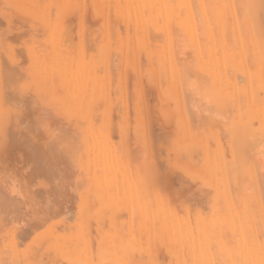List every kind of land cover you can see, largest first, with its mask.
Masks as SVG:
<instances>
[{
	"label": "rangeland",
	"instance_id": "obj_1",
	"mask_svg": "<svg viewBox=\"0 0 264 264\" xmlns=\"http://www.w3.org/2000/svg\"><path fill=\"white\" fill-rule=\"evenodd\" d=\"M243 1L0 0V264H264V143L238 165L252 183L241 169L226 181L227 162L250 156H236L233 137L264 138L247 97L239 112L230 98L252 78L264 110V48Z\"/></svg>",
	"mask_w": 264,
	"mask_h": 264
},
{
	"label": "bare ground",
	"instance_id": "obj_2",
	"mask_svg": "<svg viewBox=\"0 0 264 264\" xmlns=\"http://www.w3.org/2000/svg\"><path fill=\"white\" fill-rule=\"evenodd\" d=\"M205 1H206V0H205ZM207 1H208V0H207ZM205 3H206V2H205ZM243 4H244V6H245L244 9H243V12H245V16H247V18H250V17H251V18H250V26H251V28L253 29L255 35L259 38V40H260V44H261V45L263 46V48H264V27H263L264 25H262V24H263L262 21L264 20V0H260V1H259V0H245V1H243ZM202 6H203V5H202ZM242 6H243V5H241V7L239 6V8H240L241 10H242ZM203 9H204V8H203ZM239 11H240V10H239ZM255 13H256L257 15H259V16H258L259 18H261V20H260L257 24L255 23V18H257V17L255 16ZM194 14H195V13H194ZM195 17H196V16H195ZM217 17L220 18V15L217 14ZM263 22H264V21H263ZM237 25H239V23H237ZM223 27H224V26H223ZM173 39H174V38H173ZM170 44H171V43H170ZM180 44H181V43H180ZM245 44H248V43H245ZM260 44H258L260 47H259V48H256V54H258V56L261 55V52H262V51L260 50V49H262V48H261L262 46H261ZM237 45H238V47H239V46H242V43H241V44L238 43ZM248 46H249V45H248ZM244 47H245V45H244ZM245 48H246V47H245ZM241 50H242V51L244 50L243 47H241ZM249 50L251 51V48H247V52H248ZM167 51H168V49H167ZM250 51H249V53H250ZM260 51H261V52H260ZM174 52H175V49H174ZM171 53H172V52H171ZM249 53H248V54H249ZM263 53H264V50H263ZM263 53H262V55L264 56ZM175 55H176V54H175ZM172 56H173V54H172ZM253 56H254V54H253ZM152 57H153V59L155 58L154 56H152ZM160 57H161V56H160ZM175 57H176V56H175ZM175 62H176V61L173 60V64H174V65H175ZM245 63H246V62H245ZM168 64H169V63H168ZM242 66H243V65H242ZM244 66H246V64H245ZM233 68H234V67H233ZM179 71H180V70H179ZM183 73H184V71H183ZM183 73H182V74H183ZM247 73H248V71H247ZM180 74H181V72H180ZM257 76H258V77H257V79H258L257 82H258V83H261L262 85H264V81H263V80H264V58H263V62H262V64H259V61H258ZM251 79H252V78L248 79L247 85H246V87L243 89V90H244L243 93L240 92L238 88H236V89L233 90L232 94L230 95V98H231L232 101H238V105H239V103L241 104L240 106H238V109H239V110L237 109L238 112H239V111L242 110V109H241L242 105L246 106V105H245L246 103H241V102H240V99H244L245 97H247V102H248V104H249V112H250V113H253V114H259V115L261 116L262 121H263V124H264V110H257V109L254 107V105H255L254 102L252 101V100H253L252 97H253V95H254V89H253V86H252V84H251V82H252ZM173 80H175V79H173ZM185 81H186V80H185ZM190 82H191V81H186L185 83H187V84L189 83V84L191 85L193 82H192V83H190ZM189 84H188V86L190 87V90L188 89V91H189V93H190V92H191V86H190ZM194 84H195V83H194ZM171 85H172V84H171ZM254 85H255V83H254ZM193 86H194V85H193ZM195 86H196V84H195ZM189 87H188V88H189ZM260 87H261V86H260ZM192 88H193V87H192ZM195 89H197V87H196ZM195 89H194V90H195ZM186 90H187V89H186ZM182 91L184 92V90H182ZM192 91H193V89H192ZM29 93H30V92H29ZM191 93L194 94V92H191ZM191 93H190V94H191ZM255 93H256V92H255ZM39 94H40L39 98L41 99L40 101H41V103H42V99H45V98L41 97L42 92H40ZM180 94H182V92H180ZM193 94H191V95H193ZM259 94H260V93H259ZM42 96L45 97V95H42ZM184 96H185V93H183V97H184ZM243 96H245V97H243ZM257 96H258V92H257ZM242 97H243V98H242ZM184 98H185V97H184ZM71 99H72V98H71ZM245 99H246V98H245ZM257 100L259 101V98L254 99V101L258 102ZM40 101H39L38 103H40ZM45 102H46V101L43 100V103H42V104L40 103L39 105H38V104H37V105L40 106V107H42V108L45 107V109H46V105H44ZM245 102H246V101H245ZM259 102H260V101H259ZM234 103H235V102H234ZM234 105H235V104H234ZM257 105H258V104H257ZM73 106L75 107V110L79 109L78 104L75 103V105H73ZM40 107H39V108H40ZM55 107L60 108L59 106H57V104L55 105ZM243 108H244V107H243ZM55 109H56V108H55ZM232 109H233V108H232ZM53 110H54V109H53ZM58 110H59V111H58V113H59L61 109H58ZM46 112H47V113H46V116H48V113H49V115H51V119H52V116H54V114H56L54 117H59V119L63 118V117H60L61 114H60V116H59V114H58L57 112H55V111H54V114L52 113L53 111H52V112H51V111H50V112H49V111H46ZM61 112H62V110H61ZM61 112H60V113H61ZM245 112H246V110H244V113H245ZM50 113H51V114H50ZM244 113H242V112L240 113V114H241V115H240L241 118L246 116V114H244ZM42 114H43V112H42ZM44 114H45V113H44ZM57 114H58V116H57ZM244 115H245V116H244ZM44 116H45V115H44ZM72 117H74V116H72ZM251 117H252V116H251ZM42 118H43V117H42ZM238 118H239V117L237 116V119H238ZM241 118H240V119H241ZM49 119H50V118H49ZM49 119H48V120H49ZM51 119H50V120H51ZM55 119H56V118H55ZM59 119H57L58 121L56 120L57 122L54 121V123H55V122L58 123V124H57V128H58V127L60 128V127L63 126V125L61 124V123H62L61 121H60L61 123H59ZM243 119H244V118H243ZM50 120H49V121H50ZM61 120H62V119H61ZM63 120H65V119H63ZM70 120H71V119H70ZM50 122H52V121H50ZM65 122L67 123V121H65ZM65 122H63L64 125H65ZM192 122H193V121H192ZM192 122H191V123H192ZM245 122H247V124H248V123L250 124V122H248V120H247V121H246V120H243L242 122L240 121V122H239V127H241V129H245L247 126H250V125H251V124H250V125H249V124L247 125ZM51 124H52V123H51ZM59 124H60V125H59ZM192 124H193V123H192ZM256 124H257V123H256ZM61 125H62V126H61ZM54 126H55V124H54ZM54 126H53V127H54ZM251 126H252V125H251ZM251 126L249 127V128H250V131H249V129H248V130L243 131V132H244V133L247 132V131L252 132L254 129L257 128V127L253 128V126H252V127H251ZM57 128L55 127V128H53V129H57ZM247 128H248V127H247ZM247 128H246V129H247ZM251 128H252V129H251ZM230 130H231V129H230ZM251 130H252V131H251ZM256 130H257V129H256ZM232 131H233V130H232ZM232 131H231V132H232ZM257 131H258V130H257ZM257 131L255 132V130H254L253 133H254V134H255V133L257 134ZM51 133H52V132H51ZM51 133H50V134H51ZM261 133H262L261 131H260V133L258 132L259 137H257L258 135H256V134H255V135L253 134V136H254V137H253V136L251 135V133H248V132H247V134H250V136H251L252 138H251L249 135H246V136H249V137H246V136H244V137L242 136V137H241V136H240V137H238V138H236V139H235V137H233V138H234L233 141H234V140H235V141H234V143H233V141L231 140V141H232L231 143H233L232 146L235 147V148L233 147V148H234V151L236 152V149H238V153H239V155H240V153H241V156H243V155L245 156V154H246V156H247V155H250V156L247 157L248 159H247L246 157H243L244 159H246V160H244V161H243V159H241V162H244V163H240V161H239L240 164H237V165H236V164H235V165H234V164H233V165L231 164L233 167L237 166V167H235V168H233V169H231V170H229L230 168L228 169V167L231 166L230 163H229V161H228L227 164H226V166L228 165V167H226L227 170H228V172L231 171V174H232L233 170H235V171H238V172H235V171H234L233 174H234V173L238 174V173L240 172V171H239L240 169L243 170V171H241V172H243V173H241V172H240V173H241V175L244 174V175H243L244 177L242 176V177H240L239 179H242V178L244 179L247 175H249L247 168H241L242 166L239 167L238 165H245V164H248L249 167H251V166H250V162H248L247 160H252V159H253L254 162L257 160V158H256V153H254V150H255V149H254V150H252V149L255 148V146H258L259 143H260V144H261V143H264V142H263V139H264V138H263V139L261 138V135H262L263 133H262V134H261ZM232 134H233V133H232ZM241 134H242V133H241ZM245 134H246V133H245ZM260 134H261V135H260ZM55 135H56V134H55ZM233 135H234V134H233ZM233 135H232V136H233ZM230 136H231V135H230ZM232 136H231V137H232ZM245 137L248 138V139L250 138L251 140L249 139V140H250V141H249V140L246 139ZM262 137H263V135H262ZM244 138H245V139H244ZM253 138H254L256 141L253 140ZM257 138H258V139H257ZM204 139H205V138H204ZM259 139H260V141L262 140V142H260V141L258 142L257 140H259ZM245 140H248V141H249L248 143H250L252 146H251L250 144H248ZM252 140H253V143L258 142V144L255 143L256 145H255V144L253 145L252 142H251ZM223 143H224V142H223ZM224 144H226V142H225ZM227 144H228V143H227ZM228 145H229V144H228ZM263 145H264V144H263ZM259 146H262V145H259ZM259 146H258V147H259ZM251 147H252V148H251ZM263 147H264V146H262V149H259V150H258V148L256 149V150H258V151H257V154H258V155H260V154L262 153V151H263V149H264ZM229 148H230V147H229ZM233 148L231 149L232 151H233ZM259 148H260V147H259ZM223 149H224V148H223ZM226 150H228V149H226ZM251 150H252V151H251ZM260 150H261V151H260ZM210 152H212V151L209 150V156L211 155ZM226 152H227V151H226ZM255 152H256V151H255ZM258 152H261V153L259 154ZM72 153H73V152H72ZM220 153H221V148H220ZM238 153L236 152L237 155H236V154H233V155L238 156ZM251 153H253V154H251ZM222 154H223V153H221L220 155H222ZM143 155H144V154H143ZM215 155H216V154H215ZM225 155H226V154H225ZM252 155H253V156H252ZM216 156H217V155H216ZM222 157H223V155L221 156V159H222ZM226 157H227V156H226ZM239 157H240V156H239ZM249 157H250V158H249ZM227 158H228V160H230L229 157H227ZM255 158H256V159H255ZM258 158H259V156H258ZM213 159H214V158H213ZM224 159H225V157H224ZM224 159H223V160H224ZM237 159H238V157L236 158V160H237ZM254 159H255V160H254ZM193 160H194V159H193ZM214 160H215V159H214ZM214 160H213V161H214ZM216 160H220V158H217ZM232 160H233V159H232ZM238 160H239V159H238ZM253 161H252V162H253ZM259 161H260V160H259ZM219 162H220V161H219ZM221 162H222V161H221ZM245 162H246V163H245ZM247 162H248V163H247ZM254 162H253V163H254ZM260 162H261V163L263 162L262 159H261ZM224 163H226V162H223V163H222V166H223V167H224ZM233 163H234V162H233ZM235 163H237V161H236ZM253 163H252V164H253ZM38 164H39V163H38ZM257 164H258V165H262V164H259V162H258ZM254 165L256 166V164H254ZM258 165H257L256 167H257V168H260V166H258ZM219 166H220V164H219ZM232 166H231V168H232ZM245 166H247V165H245ZM214 167H215V166H214ZM214 167H212V168H214ZM243 167H244V166H243ZM262 167H263V166H262ZM47 168H48V167H47ZM236 168H238V170H237ZM253 168H255V167L252 166V168H251V169H252V172L254 171ZM257 168H256L255 170H259V169H257ZM143 170H145V169H143ZM212 170H213V169H212ZM222 170H224V169H221V171H220V169H219V170H218V171H219L218 173H219V174H220V173H223ZM227 170H226V172H227ZM246 170H247V172H246ZM141 171H142V170H141ZM215 171H216V168H215L214 172H215ZM244 171H245V173H244ZM250 171H251V170H250ZM250 171H249V172H250ZM46 172H47V171H46ZM226 172H225V170H224V174H225ZM228 172H227V173H228ZM142 173H143V172H142ZM227 173H226V174H227ZM247 173H248V174H247ZM250 173H251V172H250ZM253 173H255V171H254ZM253 173H252V174H253ZM228 174H229V177H230V178H229L228 176H225V177L229 178V180H226V178H225V180L228 181V182H230L229 184H231V182L236 178L237 175H235V177H233V176H230V175H231L230 172H229ZM233 174H232V175H233ZM257 174H258L257 177H259L258 179L260 180V177H261V175H263V173L261 174V173L258 171V173L256 172V175H257ZM259 174H260V175H259ZM142 175H143V174H142ZM239 175H240V174H239ZM250 175H251V174H250ZM146 176L148 177V174H146ZM150 176H151V175H150ZM150 176H149V177H150ZM252 176H253V175H252ZM252 176H251V179L253 180L255 176H254L253 178H252ZM263 176H264V175H263ZM263 176H262V177H263ZM149 177H148L147 179H150V178H151V182H152V181H153V176H151L150 178H149ZM154 177H155V176H154ZM221 177H223L222 174H221ZM231 177H232V179H231ZM247 177H248V176H247ZM262 177H261V179H262ZM133 178H134V177H133ZM217 178H218V174H217ZM233 178H234V179H233ZM248 178H249V177H248ZM248 178H247V179L245 178V179H246V181H245L246 183H245L244 181H242V182H243V184L245 183V184H247V185L249 186L248 183L250 182V180H249V182H248ZM156 179H157V178H156ZM214 179H215V178H214ZM222 179H223V178H221V180H222ZM245 179H244V180H245ZM249 179H250V178H249ZM230 180H231V181H230ZM237 180H238V178H237ZM252 180H251L250 184L252 183ZM255 180H256V178H255ZM259 180H258V181H255V184H256L257 182H258V183H259V182L262 183V182L259 181ZM263 180H264V178H263ZM263 180H262V181H263ZM147 181H149V180H147ZM158 182H159V181H158ZM223 182H224V180H223ZM228 182H227V183H228ZM239 182L241 183V185L237 182V183L239 184L238 187L241 188V189H239V190H242V193L244 192V189L250 190V189L248 188V186H246V187H247V188H246V187L242 184V182H241L240 180H239ZM263 182H264V181H263ZM224 183H225V182H224ZM237 183H235V181H234V184H233V185H234V186H233L234 188L237 187ZM258 183H257V184H258ZM260 183H259L258 185L261 187L262 184H260ZM151 184H152V187H153V182H152ZM151 184H150V181H149L148 186H149V185L151 186ZM235 184H236V185H235ZM257 184H256V186H258ZM226 185H227V184H226ZM242 185H243V188L241 187ZM155 186H156V185H155ZM224 186H225V185H224ZM230 186H231V185H230ZM250 186H251V185H250ZM253 186H254V185L252 184V186H251L250 188H251V189H252V188L255 189V188H258V187H259V186H258V187H253ZM156 187H157V186H156ZM227 187H229V186L227 185ZM233 187H231V188H233ZM138 188H139V187H138ZM138 188H137V190H138ZM149 189H150V188H149ZM151 189L153 190V189H155V187H154V188H151ZM164 189H165V188H164ZM228 189H229V188H228ZM258 189H259V190H262V187H261V188H258ZM258 189H257V193H258V191H259ZM152 190L148 193V194H149L148 196L150 197V199H153V196H152V195H153V194H152ZM234 190H235V191H234ZM234 190H233V191L235 192L234 195H236L237 192H238L237 196H238V195H239V196H243V195H244V194H240L241 192L239 193L238 188H236V189H234ZM236 190H237V192H236ZM252 190H253V189H252ZM252 190H250V191H252ZM263 190H264V187H263ZM139 191H140V190H139ZM153 191H155V190H153ZM157 191H158V190H157ZM229 191H230V190H229ZM229 191H228V194L230 195ZM245 191H246V190H245ZM137 192H138V191H137ZM247 192H248V191H247ZM252 192H256V189H255L254 191H252ZM260 192H261V191H260ZM158 193H159V191H158ZM167 193H168V192H167ZM232 193H233V192H232ZM248 193H249V192H248ZM257 193H256V194H257ZM168 194H169V193H168ZM218 195H219V194H218ZM218 195H217V196H218ZM221 195H222V194H221ZM257 195H258V194H257ZM257 195H256V196H257ZM260 195H261V194H260ZM151 196H152V197H151ZM219 196H220V195H219ZM239 196H238L237 198L241 199ZM245 196H246V195H245ZM250 196H251V195H250ZM247 197H248V196H247ZM253 197H254V196H253ZM245 198H246V197H244V199H245ZM259 198H260V197H259ZM259 198H258V199H259ZM239 199H238V201L241 202V200H239ZM260 199H261V198H260ZM136 200H138V199H136ZM153 200H154V199H153ZM219 200H220V198H219ZM230 200H231V198H230ZM233 200H234V199H233ZM251 200H252V199H251ZM261 200H263V199H261ZM261 200H259V201L261 202ZM221 201H222V200H221ZM236 201H237V199H236ZM238 201H237V202H238ZM244 201H245V200H244ZM244 201H243V202H244ZM254 201H255V199H254ZM151 202L154 204L153 201H151ZM217 202H218V201H217ZM217 202H216V203H217ZM230 202H231V201H230ZM240 202H239V204H240ZM214 203H215V202H214ZM218 203L220 204V201H219ZM261 203H262V202H261ZM261 203H260V205H261ZM153 204H152V206H153ZM234 204H236V202H235ZM237 204H238V203H237ZM239 204H238V205H239ZM251 204L254 205V203H251ZM251 204H250V205H251ZM255 204H257V203H255ZM262 204H263V203H262ZM52 205H53V204H52ZM148 205H149V204H148ZM215 205H216V204H215ZM227 205H230V204L227 203ZM220 206H221V205H220ZM220 206H218L219 209H218V208L215 209L216 212H217V210H220V211L224 210V211H226L225 213H227V210H225V208L223 209V207H222V209H221ZM251 206H252V205H251ZM255 206H256V205H255ZM258 206H259V204H258ZM262 206L264 207V205H262ZM229 207H232V206H231V205H230V206H227L228 210H229ZM240 207H241V206H239V208H240ZM21 208H22V207H21ZM21 208H20V209H21ZM154 208H155V207H154ZM164 208H165V207H164ZM235 208L237 209L238 206L236 205ZM252 208H254V207H251V209H252ZM248 209H249V208H247V210H248ZM259 209H260V208H259ZM259 209H258V211H259ZM131 210H133V209H131ZM134 210H135V209H134ZM170 210H171V209H170ZM233 210H234V208L232 209V212H233ZM237 210H238V209H237ZM240 210H241V209H240ZM240 210H238V212H240ZM247 210L245 209L246 212H247ZM260 210H261V209H260ZM167 211H168V210H167ZM16 212H17V211H16ZM23 212H24V211H23ZM134 212H135V211H134ZM250 212H251V211H250ZM261 212H262V214L264 213V211H261ZM131 213H132V212H131ZM131 213H130V214H131ZM218 213H219V211H218L217 213H213V214H214V215L216 214V216H217ZM221 213H222V212H221ZM234 213H236V210H235ZM234 213H233V214H234ZM248 213H249V212H248ZM259 213H260V212H259ZM146 214H147V213H146ZM149 214H150V213H149ZM199 214H200V213H199ZM237 214L239 215L240 213H237ZM242 214H243V213H242ZM242 214H241V217L243 216ZM249 214H250V213H249ZM11 215H12V214H11ZM19 215H20V214H19ZM29 215H30V214H29ZM29 215H28V216H29ZM132 215H133V214H132ZM230 215H231V214H230ZM251 215H252V214H251ZM253 215H254V214H253ZM9 216H10V215H9ZM130 216H131V215H130ZM151 216H152V215H151ZM216 216H215V217H216ZM249 216H250V215H249ZM5 217H6V216H5ZM7 217H8V216H7ZM26 217H27V216H26ZM134 217H135V216H134ZM176 217H177V216H176ZM232 217H233V216H232ZM241 217H239V218L241 219ZM260 217H261V216H260ZM36 218H37V217H36ZM181 218H182V217H181ZM210 218H211V217H210ZM243 218H244V217H243ZM243 218H242L241 220L244 222L245 219L243 220ZM263 218H264V216H263ZM28 219H29V218H28ZM134 219H135V218H134ZM134 219H133V220H134ZM179 219H180V218H179ZM188 219H189V218H188ZM247 219H249V217H247ZM247 219H246V220H247ZM14 220H15V219H14ZM151 220H152V219H151ZM216 220H217V218H216ZM241 220H239V221H241ZM258 220H259V219H258ZM183 221H186V220L183 219ZM189 221H190V220H189ZM242 221H241V223H242ZM247 221H248V220H247ZM14 222H15V221H14ZM161 222L163 223V221H161ZM174 222H175V221H174ZM249 222H250V221H249ZM181 223H182V222H181ZM186 223H187V222H186ZM250 223H251V222H250ZM252 223L254 224V222H252ZM252 223H251V225H252ZM256 223H257V222H256ZM259 223H260V221H259ZM151 224H152V223H151ZM154 224H155V223H154ZM191 224H192V223H191ZM239 224H240V223H239ZM242 224H243V223H242ZM244 224H245V223H244ZM248 224H249V223H248ZM170 225H171V222H170ZM183 226H184V225H182V228H183ZM188 226H189V225H188ZM260 226H261V225H260ZM238 227L240 228V226H238ZM171 228H172V227H171ZM180 228H181V226H180ZM254 228H256V226H255ZM154 229L156 230L157 228H154ZM167 230H168V229H167ZM174 230H175V229H174ZM178 230H179V229H178ZM178 230H177V231H178ZM182 230H184V228H183ZM182 230H181V231H182ZM210 230H211V229H210ZM223 230H224V228H223ZM223 230H222V231H223ZM234 230L237 231V229H234ZM252 230H253V228H252ZM255 230H256V229H255ZM260 230H261V229H260ZM263 230H264V229H263ZM193 231H194V229H193ZM239 231H240V233H241V230H240V229H239ZM178 232H179V231H178ZM191 232H192V230H191ZM194 232H195V231H194ZM237 232H238V231H237ZM237 232H236V233H237ZM260 232H261V231H260ZM262 232H263V231H262ZM179 233H180V232H179ZM201 233H203V232H201ZM236 233L232 234V235L234 236V241H233V242H235V240H236V238H235V236H236L235 234H236ZM250 233H251V232H250ZM250 233H249V234H250ZM174 234H176V233H174ZM186 234H187V233H186ZM237 234H238V233H237ZM244 234L246 235L247 232H245ZM262 234H263V233H262ZM187 235H189V234H187ZM199 235H200V233H199ZM213 235H214V234H213ZM213 235H212V236H213ZM245 235H244V236L242 235L243 238H245ZM151 236H152V235H151ZM197 236H198V235H197ZM201 236H202V235H201ZM207 236H209V235H207ZM233 236H232V237H233ZM237 236H238V235H237ZM240 236H241V235H240ZM250 236H251V235H250ZM175 237L178 238V236H176V235H175ZM182 237H183V236H182ZM182 237H181V238H182ZM187 237H189V236H187ZM246 237H247V236H246ZM248 237H249V236H248ZM211 238H212V242H214V241H213V237H211ZM215 238H216V237H215ZM255 238H256V237H255ZM151 239H152L151 241H153V237H151ZM155 239L157 240V238H155ZM238 239H239V238H238ZM245 239H246V238H245ZM245 239H244V240H245ZM247 239H248V238H247ZM156 240H155V241H156ZM181 240H182V239H181ZM193 240L195 241V239H193ZM239 240H240V239H239ZM239 240H237V241H239ZM241 240H242V237H241ZM259 240H260V239H259ZM172 241H173V240H172ZM176 241H177V240H176ZM184 241H185V240H184ZM245 241H247V240H245ZM156 242H157V241H156ZM156 242H155V243H156ZM186 242H187V241H186ZM191 242H192V241H191ZM195 242H196V241H195ZM212 242H211V243H212ZM153 243H154V242H153ZM155 243H154L153 245H155ZM182 243L184 244L183 241H181V243H179V244H182ZM193 243H194V242H193ZM211 243H210V244H211ZM215 243L217 244V241H215ZM225 243H226V242H225ZM242 243H244V242H242ZM196 244H198V243H196ZM196 244H195V245H196ZM213 244H214V243H213ZM213 244H212V245H213ZM235 244H236V243H235ZM151 245H152V243H151ZM184 245H185V244H184ZM199 245H200V244H199ZM207 245H208V244H207ZM212 245H210V249H213V248H212ZM214 245H215V244H214ZM239 245H240V244H239ZM242 245H243V244H242ZM242 245H241V248H243ZM127 246H128V245H127ZM127 246H126V248H127ZM216 246H217V245H215V249L217 248ZM234 246H235V245H234ZM234 246H233V247H234ZM206 247H207V246H206ZM213 247H214V246H213ZM228 247H230L229 250H232L231 246H228ZM235 247H236V246H235ZM191 248H192V247H191ZM208 248H209V247H208ZM184 249H185V248H184ZM192 249H193V248H192ZM199 249L202 250V248H199ZM210 249H209V250H210ZM225 249H226V247H225ZM234 249H236V248H234ZM234 249H233V250H234ZM238 249H239V248H238ZM131 250H132V248H131ZM137 250H138V249H137ZM221 250H222V248H221ZM221 250H220L219 253H218V252L216 253V254H218V257H217V258H220V257H221L220 255H222L221 253H222V252H225L224 248H223L222 252H221ZM229 250H228V251H229ZM133 251H134V250H133ZM128 252H129V253H128ZM136 252H137V251H136ZM136 252H134V253H136ZM191 252H192V251H189V253H191ZM201 252H202V251H201ZM210 252H211V251H210ZM212 252H216V250H212ZM233 252H234V251H233ZM235 252H236V251H235ZM239 252H240V250H239ZM132 253H133V252L130 253V249L128 250V248H127L126 254H131V257L129 256L130 258H132V255H133ZM196 253H197V252H196ZM236 253H237V252H236ZM153 254H154V253H152V255H153ZM192 254H194V252H192ZM192 254L190 255V257H191V256L194 257ZM204 254H205V253H203V255H204ZM210 254H212V253H210ZM216 254H213V255H216ZM233 254H234V253H233ZM136 255H137V254L134 255V259H135V256H136ZM181 255H182V253H181ZM184 255H185V254H184ZM194 255H195V254H194ZM223 255H224V253H223ZM231 255H232V254H231ZM243 255H244V254H243ZM261 255H262V254H261ZM141 256H142V255H141ZM204 256H205V255H204ZM210 256H211V258H214V257H215V256L212 257V255H209V257H208V258H209V261L207 260L208 258H207V259L204 258L203 262H204L205 260L208 261V262H210ZM181 257H182V256H181ZM190 257H189V258H190ZM205 257H206V256H205ZM229 257H231V256H229ZM124 258H125V256H124ZM152 258H153V257H152ZM189 258H188V259H189ZM223 258H224V257H223ZM223 258H222V259H223ZM232 258H233V256H232ZM236 258H237V257H236ZM239 258H240V257H239ZM257 258H258V257H257ZM134 259H132V260H134ZM188 259H187V260H188ZM190 259H191V258H190ZM192 259H193V258H192ZM197 259H198V258H197ZM220 259H221V258H220ZM220 259H218V260H220ZM222 259L220 260V261H221L220 264H223L225 260H227L226 262L228 263V257H225V258H224L225 260H222ZM215 260H216V258H215ZM215 260H214V261L212 260V262L215 263V262H216ZM238 260H239V263H240V262H241L240 259H238ZM243 260H244V259H243ZM257 260H258V259H257ZM178 261H179V260H178ZM189 261H190V260H189ZM198 261H199V260H198ZM198 261H196V263H197ZM222 261H223V263H222ZM233 261H234V260H233ZM236 261H237V260H235V262H236ZM251 261H252V260H251ZM258 261H259V260H258ZM153 262H154V261H153ZM179 262H181V261H179ZM182 262H183V261H182ZM182 262H181V263H182ZM190 262H191V261H190ZM203 262H202V263H203ZM260 262H261V261H260ZM183 263H185V262H183ZM188 263H189V262H188ZM227 263H224V264H227ZM236 263H237V262H236ZM247 263H248V262H247ZM253 263H254V262H253ZM194 264H195V263H194ZM216 264H219V263H216ZM237 264H238V263H237ZM240 264H242V263H240Z\"/></svg>",
	"mask_w": 264,
	"mask_h": 264
}]
</instances>
